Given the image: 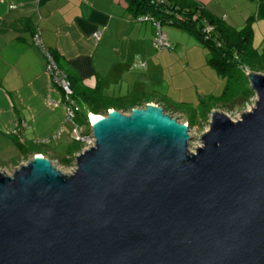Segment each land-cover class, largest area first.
I'll use <instances>...</instances> for the list:
<instances>
[{"label": "water", "instance_id": "water-1", "mask_svg": "<svg viewBox=\"0 0 264 264\" xmlns=\"http://www.w3.org/2000/svg\"><path fill=\"white\" fill-rule=\"evenodd\" d=\"M202 146L164 108L108 109L64 174L36 155L0 169V264H264V74ZM16 168V167H15Z\"/></svg>", "mask_w": 264, "mask_h": 264}, {"label": "crops", "instance_id": "crops-1", "mask_svg": "<svg viewBox=\"0 0 264 264\" xmlns=\"http://www.w3.org/2000/svg\"><path fill=\"white\" fill-rule=\"evenodd\" d=\"M195 1L223 28L239 31L251 23L252 48L262 53L264 0ZM175 28L165 32L170 48L157 53L154 25L135 20L125 0H0V168L16 166V153L19 160L59 149L69 157L75 144L62 91L52 82L46 58L34 41L37 30L79 90L99 86L106 97L101 106L116 110L154 104L168 111L164 99L172 86L173 75L167 71L171 65L179 63L176 75L187 86L192 82L185 76L187 66L196 57L221 74L197 36ZM95 32L101 33L99 39L93 37ZM175 88L187 93L186 87Z\"/></svg>", "mask_w": 264, "mask_h": 264}, {"label": "rangeland", "instance_id": "rangeland-1", "mask_svg": "<svg viewBox=\"0 0 264 264\" xmlns=\"http://www.w3.org/2000/svg\"><path fill=\"white\" fill-rule=\"evenodd\" d=\"M171 29L176 28L174 25L168 23L163 25V30L165 32H169ZM202 45L210 54V47L205 44ZM153 50L157 53H164L163 51L160 52L154 48ZM197 61H200V58L196 57L195 60H191V64L187 66L188 70L185 73V76L188 77V74L191 76L189 78V80L192 81L190 86L179 82L178 76L176 75L179 63H176L175 66L171 65L170 70L169 68L167 69V71H169V73L171 72V75L173 76L169 79L171 82L170 85H172L168 88V92H170L167 96L169 98L164 99L166 101L164 103V107L170 108L167 112L182 124L187 123L189 134L191 135L189 150L192 152H194L197 147L202 146V139H200L199 136L200 134L206 133L210 129L213 110L222 111L231 119L236 121L241 118L242 112L250 111L252 107L255 106L257 100V95L251 88L248 76H246L238 66L235 70H231V72L218 75L214 70H211L210 67H207L205 62L201 65ZM180 72H182V69ZM262 74H264V72ZM218 76L221 77V79L217 78ZM178 86H182L183 88L186 87L187 93L175 88ZM103 108L105 109L102 110L100 115L107 116L109 111L108 109L110 108H107L106 104H104ZM116 110L129 114L132 109L122 107ZM88 121L91 129L92 123L90 121V117H88ZM81 126L84 128L85 132L88 131V122H84ZM89 134H92V132ZM52 145L49 146L51 147ZM87 147L88 145L83 146L81 151L85 150ZM56 150V153H49L45 155V157H47L52 164L60 169L64 174L72 173L76 167L75 155L68 157L66 155H62V150ZM18 156L19 153H16V157L12 161L14 162L13 164L16 162V166H14L11 170L7 171L1 168L0 169L8 174H11L14 170L20 168L22 163H28L34 155H27L19 160L17 158Z\"/></svg>", "mask_w": 264, "mask_h": 264}, {"label": "trees", "instance_id": "trees-1", "mask_svg": "<svg viewBox=\"0 0 264 264\" xmlns=\"http://www.w3.org/2000/svg\"><path fill=\"white\" fill-rule=\"evenodd\" d=\"M125 1L135 18L144 14H152L156 19L162 20L163 24L168 19H173L172 25L195 34L200 42L210 47V62L221 74L235 70L237 66L239 67V63L250 66L255 72H264V50L260 54L252 48L253 30L251 23H248L239 31L223 28L219 20L207 14L204 7L195 0H167V2L165 0ZM205 19L215 25L216 40L222 43L220 47L203 39L201 29ZM236 52L240 56L239 60L235 59ZM53 56L56 61L54 54ZM72 87L76 101L81 106L85 104L88 106L86 110L82 109L77 114L76 122L79 125L88 122L89 129L85 133L89 134L91 129L88 114L91 112L100 114L105 109L101 105L106 101V97L100 94L99 86L91 91L88 89L79 90L73 82ZM82 148V144L75 141L70 156L73 155L74 151L80 152Z\"/></svg>", "mask_w": 264, "mask_h": 264}, {"label": "built area", "instance_id": "built-area-1", "mask_svg": "<svg viewBox=\"0 0 264 264\" xmlns=\"http://www.w3.org/2000/svg\"><path fill=\"white\" fill-rule=\"evenodd\" d=\"M137 21H150L155 27V36L153 38V46L155 49L159 51H165L170 48L169 39L167 37V34L163 30V22L160 19H156L152 14H144L136 18ZM166 23L172 24L173 19H168ZM202 37L205 41H209L214 43L216 46H221L222 43L216 40L215 36V25L210 23L208 20L203 21L202 29H201ZM101 36L100 32H95L93 34V37L95 39H99ZM34 41L37 46L40 47L43 55L46 58V71L49 73L52 82L61 89L62 91V97L64 104L66 105L67 110V117L69 120H71L74 124L72 135L75 139V141L78 142H84L85 145L91 146L94 143V137L92 134H86L84 131V128L79 125L76 122V116L77 114L82 110L81 105L76 101L74 98V90L72 87V82L67 74V72L63 69H61L57 62L55 61V58L52 54V52L45 47L43 44V41L40 37V30H37L34 35ZM235 59L239 60L240 56L236 52L235 53ZM239 68L242 70V72L248 76L247 73L254 72L250 66L239 63ZM53 105H56L55 102H52ZM90 115V114H89ZM88 115V117H89ZM61 135V131H59L54 138H58Z\"/></svg>", "mask_w": 264, "mask_h": 264}, {"label": "bare ground", "instance_id": "bare-ground-1", "mask_svg": "<svg viewBox=\"0 0 264 264\" xmlns=\"http://www.w3.org/2000/svg\"><path fill=\"white\" fill-rule=\"evenodd\" d=\"M99 115H100V114L91 113V114L89 115L91 123H92V121H93L97 116H99ZM100 116H102V117L104 118L103 115H100ZM92 125H93V124H92ZM44 157H45V156H44Z\"/></svg>", "mask_w": 264, "mask_h": 264}, {"label": "flooded vegetation", "instance_id": "flooded-vegetation-1", "mask_svg": "<svg viewBox=\"0 0 264 264\" xmlns=\"http://www.w3.org/2000/svg\"><path fill=\"white\" fill-rule=\"evenodd\" d=\"M165 110V109H164ZM166 111V110H165ZM167 112V111H166Z\"/></svg>", "mask_w": 264, "mask_h": 264}]
</instances>
